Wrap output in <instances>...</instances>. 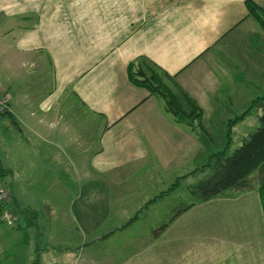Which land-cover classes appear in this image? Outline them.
Wrapping results in <instances>:
<instances>
[{
    "label": "crops",
    "instance_id": "crops-1",
    "mask_svg": "<svg viewBox=\"0 0 264 264\" xmlns=\"http://www.w3.org/2000/svg\"><path fill=\"white\" fill-rule=\"evenodd\" d=\"M247 1L264 11V0H0V71L8 75H0V86L12 117H0V124L9 118L21 136L30 130L46 138L52 150L42 170L55 172L49 182L69 190L84 185L61 199L38 194L49 175L24 183L25 161L11 164L4 151L1 176L12 193L14 225L0 218L8 228L0 229V264H89L84 256L96 240L89 242L88 235L114 213L121 217L101 240L143 226L135 237L151 243L149 227L182 206L165 200L183 181L194 187L202 181L199 172L210 170L202 166L211 153L206 148L215 143L212 131L226 136L228 123L264 97V25L250 16ZM142 59L173 78L182 110L201 114L194 124L204 127V138L130 81L129 65ZM24 86L46 91L38 99L42 92L30 96ZM75 102L85 110L76 132ZM134 183L143 187L130 188ZM114 186L126 187L115 192ZM154 186H160L157 192ZM126 243L136 252L117 264H139L140 250L144 255L151 247L143 248L131 233Z\"/></svg>",
    "mask_w": 264,
    "mask_h": 264
},
{
    "label": "rangeland",
    "instance_id": "rangeland-1",
    "mask_svg": "<svg viewBox=\"0 0 264 264\" xmlns=\"http://www.w3.org/2000/svg\"><path fill=\"white\" fill-rule=\"evenodd\" d=\"M2 70L0 71L1 77L8 78V75ZM31 79L34 78L32 77ZM172 81H167V84L171 88H173ZM15 86L16 88L19 87L18 84ZM25 86H28V84H25ZM25 86L22 88H24L26 92L29 90V95L42 92V94L38 95V99H40L43 92L46 91L45 88L41 87L28 88ZM251 92H253V90H251ZM22 96L24 95L22 94ZM254 98L256 99V96H253L252 99ZM253 103L248 110L251 109ZM261 104H264V100H261ZM261 104L250 110L247 114L248 117L242 122L239 121L240 123L234 130V134L232 131V144L228 151L229 155H231L235 149L240 147L243 144V141L249 138V136L258 129L259 118L262 115V110L260 108ZM73 110L75 114V132L77 129L81 131L80 117L84 114L85 110L78 102H75ZM3 115L4 114L0 113V117ZM29 123L31 124L32 122ZM0 128L4 130L2 136L0 135L1 161L4 160V151L7 155L10 154L11 164L17 165V161L21 162L22 158L25 161L26 169L22 172L21 177L22 179H28V181L24 180V183H37L45 177V175H49L50 179L45 178L48 180H46V182H40L37 186L39 190L38 194H43L45 196L55 194L58 196V199H61L63 195L66 196L81 191L82 186H84L83 184H80V187H78V183L71 184L69 190L64 189L60 184L49 182L55 176V172L49 168L45 171L42 170L43 168H47L45 158L50 157V152L52 150L49 142H46V138L34 136L30 133V130H25L24 134L21 136L18 129L9 118H6L5 121L0 124ZM195 128L196 130L193 132L198 137L204 138L206 136L204 127L197 128V125L195 124ZM26 131L28 132L26 133ZM222 132L223 131H212V133H214L213 137L215 143L210 144L206 148V153H211L208 154L210 155L209 157L203 160L202 168L207 167L214 161L212 159L213 156H211L212 154L216 155L219 151L224 149L225 146H220L224 143V141L222 142L224 137L227 145L228 139L226 136L221 135ZM26 138L29 141L27 144L38 146L39 152L27 148L22 143L26 141ZM94 143L95 136L93 132H91L88 137L87 148L89 150L93 148ZM45 148L48 149V152L44 151ZM9 151L11 153H9ZM199 160L200 158H197L195 164H197ZM206 169L207 168L204 170ZM195 173L196 172L188 174L185 178H189ZM199 174L200 175L197 177L203 181L212 176L213 170L210 168V170L205 171V173L199 172ZM31 175H36V177L32 179ZM143 176L144 175L142 174L141 178H143ZM190 179L191 178L186 181ZM155 183L160 182L155 181ZM152 184L154 183L148 185V190L152 189ZM253 186H256V181ZM125 187L126 186H114L113 188L115 192H121ZM129 187H134L139 190L143 186L134 183V186ZM158 187L160 186H154L153 192H157ZM182 187L184 191L181 192V195H178ZM182 187L180 190L171 193L170 198L165 200L172 204L179 203L180 206L182 205L178 209L179 211L177 214L175 216L172 214L170 218H163V221L165 222L161 221L162 223L160 222V225L159 223H156L149 227L150 232L154 231L151 236L152 240L149 239L151 247L154 248L149 247L148 249L147 247L150 244L143 240H139V237H135L136 234L141 232L143 226L140 228L134 227L127 232L120 233L121 235L113 234L105 241L101 240L103 233L114 227V220L121 217L117 213H114L110 222L102 225L101 231H97L95 234L94 232H91V234L88 235L90 236L89 242L96 240V242L92 243L90 250L87 251L84 256L85 259L88 260V263L105 264L107 261L111 264H117L125 257H128L131 251L135 253L136 250L133 249L135 247L134 245H131L132 248H127L128 246L130 247V245L126 243V239L131 233L133 238L138 241V244L143 248H147L144 251L148 250L144 255H141L143 251L140 250L138 256L139 264H264V204L260 190L257 189V187L253 190L244 191L228 190L206 203L201 202L192 194V189L195 186L192 187L183 181ZM66 202L68 203V201ZM53 203L56 204L57 202ZM149 203L150 202H147L144 207ZM7 210L10 213L9 206L7 207ZM142 214L151 215V212L144 210ZM89 216L92 221H96V209L93 206L90 208ZM149 219L151 220L153 218L148 217V220ZM23 223H25V220L20 218L18 224L23 226ZM156 226L160 227L154 230L153 227ZM0 229L8 230V228L1 223ZM117 240H119V244L117 243ZM147 253L149 256H147Z\"/></svg>",
    "mask_w": 264,
    "mask_h": 264
},
{
    "label": "trees",
    "instance_id": "trees-1",
    "mask_svg": "<svg viewBox=\"0 0 264 264\" xmlns=\"http://www.w3.org/2000/svg\"><path fill=\"white\" fill-rule=\"evenodd\" d=\"M246 6L250 16L264 25V11L252 1H247ZM128 74L130 81L135 86L146 89L151 96H156L162 100L166 110L175 118L176 122L187 123L192 131L196 130L194 122L201 117V114L193 116V114H187L182 110L173 88L167 84L168 80H173L169 74L144 59L140 60L138 64H130ZM172 82L173 87L180 90L174 80ZM261 100H264V97L255 100L251 109L246 111L240 118L228 123L226 135L228 142L225 150L212 155L214 161L207 167H203L204 169L211 168L213 170L212 176L192 189V194L201 202H209L228 190L244 191L253 190L257 187L260 190L264 204V104H261ZM260 104L262 115L259 118L258 129L229 155L233 127L244 119L250 110ZM9 112L10 107L9 111L4 113L3 116L12 118ZM199 127H202L200 123L197 125V128ZM3 171L0 163V181H3L1 176ZM255 181L256 186H253ZM6 209V207L0 206V218Z\"/></svg>",
    "mask_w": 264,
    "mask_h": 264
},
{
    "label": "built area",
    "instance_id": "built-area-1",
    "mask_svg": "<svg viewBox=\"0 0 264 264\" xmlns=\"http://www.w3.org/2000/svg\"><path fill=\"white\" fill-rule=\"evenodd\" d=\"M9 111V102L7 96L1 89L0 86V113L4 114ZM11 193L9 186L4 181H0V206L6 207L11 203ZM2 220L6 222L9 226L13 225V217L6 209L3 212Z\"/></svg>",
    "mask_w": 264,
    "mask_h": 264
}]
</instances>
